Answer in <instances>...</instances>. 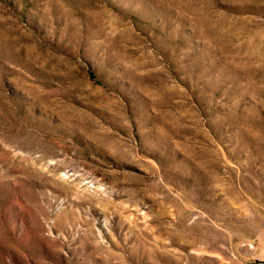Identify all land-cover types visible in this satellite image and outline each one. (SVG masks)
Here are the masks:
<instances>
[{"label":"rangeland","instance_id":"374dc122","mask_svg":"<svg viewBox=\"0 0 264 264\" xmlns=\"http://www.w3.org/2000/svg\"><path fill=\"white\" fill-rule=\"evenodd\" d=\"M0 264H264V0H0Z\"/></svg>","mask_w":264,"mask_h":264}]
</instances>
